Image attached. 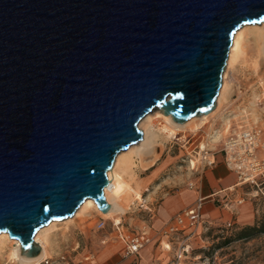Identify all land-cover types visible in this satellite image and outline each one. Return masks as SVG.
I'll return each mask as SVG.
<instances>
[{"label":"water","instance_id":"water-1","mask_svg":"<svg viewBox=\"0 0 264 264\" xmlns=\"http://www.w3.org/2000/svg\"><path fill=\"white\" fill-rule=\"evenodd\" d=\"M264 0H0V233H35L91 199L154 108L210 113L235 32Z\"/></svg>","mask_w":264,"mask_h":264},{"label":"rangeland","instance_id":"rangeland-1","mask_svg":"<svg viewBox=\"0 0 264 264\" xmlns=\"http://www.w3.org/2000/svg\"><path fill=\"white\" fill-rule=\"evenodd\" d=\"M262 27H264V22L241 27L243 53L231 67H228L226 63L222 75V84L225 80L227 91H229L227 97L228 95L229 97L206 120L207 124L198 130L188 127L178 131L176 136L170 134L169 138H158L156 150L151 158L145 162L147 166L141 160L139 161L138 157H133L135 167L132 170H135L137 179L150 174L156 168L159 169L158 174L149 183V187L144 186V189L147 187L149 189L147 192H141L142 199L147 198L149 192H154L152 194L154 199L160 200L173 196L181 190H191L190 185L196 183L201 175V169L206 167V161L211 160L212 154L214 156L220 155L219 151L223 141L229 135L239 131L238 126L248 125L264 128V104L260 103L262 98L260 88L264 90V84L260 82V80L264 81V55L259 51V48L264 47V44L260 43L256 36V28ZM224 74H226L225 79ZM153 110V113L150 114L152 117L150 123H155L153 131H156L164 125V122L157 118V115L161 113L159 108ZM243 110L247 113L254 111L256 117L253 118L248 115L247 118L246 116L243 118ZM144 119H141L137 124L138 130L142 132V138H144L147 127ZM147 130V132L150 131L149 133L152 132V129L148 128ZM225 130L227 134L223 135L222 133ZM214 134L216 136L220 134L215 142L212 141ZM142 142L139 141L135 146H132L137 148ZM191 161L194 163L193 166H191ZM148 162L150 164H147ZM150 165L151 169H149ZM145 168L149 170H144ZM242 187L245 196L239 198L244 200L239 208L245 206L248 200L254 215L253 223L248 226H264V185L258 183V187L248 185ZM152 201L154 203V200ZM139 203L141 202L135 200L128 205H124L125 214L117 216L119 219L121 218V224L130 227L128 229L133 233H137L139 230L134 225L147 220V213L138 206ZM111 217L103 218L93 212L86 215L80 213L71 221L65 222L66 219L56 221L55 228L49 231L50 234L48 232L54 250L51 257H47L50 258L49 264H64L65 262L80 264L85 261L84 258L90 254L89 252L94 249L96 244L100 241H107L109 238L113 239L114 231ZM100 219L105 221V229L102 231H98L96 227ZM227 223H230L231 226L225 228ZM227 223L213 226L210 231L208 230L209 232H203L199 237H196L192 241L189 254L182 258L179 264H264V234H256L247 239L233 240L235 234L246 226L236 225L233 221ZM175 243L177 242L175 241ZM157 244L160 249H165L168 242L166 239H162ZM172 249H175V251H173V258L168 264H174L177 245H172L171 251ZM122 255L121 250L119 255L114 256L111 263L119 262ZM61 258H64L63 261ZM0 264L11 263L4 256L0 258Z\"/></svg>","mask_w":264,"mask_h":264},{"label":"crops","instance_id":"crops-1","mask_svg":"<svg viewBox=\"0 0 264 264\" xmlns=\"http://www.w3.org/2000/svg\"><path fill=\"white\" fill-rule=\"evenodd\" d=\"M214 161L215 164L213 166H206L201 169V175L196 183L190 185L192 188L191 190H181L176 192L173 196L165 197L160 200H155L152 196L154 192H149L147 198L143 199L144 205L140 208L147 213V220L139 222L140 224L134 226L139 229L137 233H146L151 237V245L149 244L140 252L139 264H168L170 262L171 258H173V251H175V249L171 251V246L177 245V243L172 240L169 244L170 250L160 249L157 243H160L162 239H166L163 236V232L174 215L183 209L193 207L198 199H202L203 202V220L212 226H220L230 221L240 226H248L253 223L254 215L249 201L247 200L246 205L240 208V205L237 206L235 204V201L245 196L243 192L244 188L240 185L237 175L226 168L220 155H215ZM151 165L149 169H151ZM149 169L145 168L144 170ZM132 171L131 177L133 178L127 177V179L125 176V182L129 183L131 189L138 193L139 198L127 197L125 201L123 197L112 198L111 196V202L114 205L116 204L115 207L117 209L111 217L115 224L119 222L122 223L121 218L119 219L117 216L125 214L124 205H128L135 200H141V192H147L150 185L149 183L152 178L158 174L159 169L156 168L152 170L150 174L144 177H138L140 181L136 178L135 170ZM145 185L148 187L144 189ZM142 189L143 191H141ZM152 200H154V203ZM128 228L130 227L124 226V229L129 231ZM202 233L203 230H200L199 236ZM195 238L188 241L190 247ZM122 249V243L115 239L114 234L113 239L109 238L107 241H100L96 244L94 249L89 252L92 255L91 260L80 261V264H110L114 256L116 254L119 255Z\"/></svg>","mask_w":264,"mask_h":264},{"label":"bare ground","instance_id":"bare-ground-1","mask_svg":"<svg viewBox=\"0 0 264 264\" xmlns=\"http://www.w3.org/2000/svg\"><path fill=\"white\" fill-rule=\"evenodd\" d=\"M244 26H246V25H244ZM242 36H243V34H242V30L240 28L235 32L233 39H232V45L230 47L228 59L226 62L228 67H231L232 65H234L235 62L238 61L239 57L243 53L242 48L244 46L242 45V43H243ZM256 36H257V39L260 41V43L264 44V27L256 28ZM259 49H260L259 51L262 53V55H264V47H261ZM255 70H257V68H255ZM225 76H226V74H224V79H225ZM260 82L262 84H264V81L260 80ZM227 92H229V91H227V83L224 80L223 84L221 85V88L219 90V94H218V97L216 99L214 109L208 114H202L199 116H195L183 124L175 123L172 120L171 116L164 115L162 113V111L159 109L161 111V113L159 115H157V118L158 119L160 118L164 122V125L160 126L156 131H153L155 123L154 124L150 123V119H152L150 114H152L154 111V110H152L147 116L144 117L145 118L144 121L146 122L147 127L145 126L146 129H145V133H144V138H142L143 140H141L143 142L137 148L133 147V146H135V144H134L133 146L131 145L132 147H130V148L128 147L126 149V151L125 150H123L124 152L120 151L115 157L114 164H113L112 168L109 170L110 172L109 171H108L109 173L107 172L108 178H109V184L107 187L104 188L103 193H104V196H105L107 203L110 205V210L107 213H101L97 209L95 203L91 199H86L80 205V207L76 210L74 215L72 217L66 219L65 222L73 220L80 213H83L86 215V214H92L93 212H95L103 218H109V217L113 216V214L117 211V209L115 207L116 204L114 205L111 202V196H112V198L113 197L114 198L123 197L125 199V201H126L127 197L128 198H139L138 193H136L135 191H133L131 189L129 183H126L125 178H124L125 176H126V178L127 177L130 178L132 176V172H133L132 169H133V167H135L134 166L135 165V163H134L135 159L133 160V157H138L139 161L141 160L142 163L144 165H146L145 162L147 161V159L149 160V158H151V155L156 150L158 138H160V137H168L169 138L170 134H172V135L175 134V136H176L178 131H180L182 129L184 130L185 128H188V127L192 128L193 130H198V129L203 128L207 124L206 120L209 117H211L218 110V107L220 106V104L223 101H226V99L229 97V95L227 97ZM260 96L264 97V90H262L261 88H260ZM254 98H255V96H254ZM242 114H243L242 115L243 118L245 116L247 118L248 115H249V117H250V115L253 118L256 117V114L254 113V111L247 113V111L243 110ZM253 118H251V119H253ZM244 127H251V126H248V125L247 126H238L237 129L240 130ZM148 128L152 129L151 133H149L150 131L147 132ZM226 130L222 133L223 135L227 134ZM219 135L220 134H217V136L215 135L214 137H212V141L215 142ZM147 164H150V163L148 162ZM193 165H194V163L191 161V166H193ZM131 178H133V177H131ZM119 210H120V208H119ZM123 210H121V211H123ZM56 225H57V222L52 221L47 226L40 228L35 233L34 238H33L34 242L37 245H39L40 249H41L40 254L36 257H25V256L21 255V248H20V243L18 242V240L11 239L7 233H0V258L5 256L6 260L11 264H39L44 259H50L47 257H51L54 250L52 249L53 244L51 241V236L49 235L50 234L49 231L52 230L53 228H55ZM48 232H49V234H48ZM165 248H168V246L165 245Z\"/></svg>","mask_w":264,"mask_h":264},{"label":"built area","instance_id":"built-area-1","mask_svg":"<svg viewBox=\"0 0 264 264\" xmlns=\"http://www.w3.org/2000/svg\"><path fill=\"white\" fill-rule=\"evenodd\" d=\"M260 103L264 104V97ZM220 156L226 168L237 175L241 186L248 185L258 187L264 185V128L251 127L243 128L229 135L222 143L219 151ZM215 164L214 154L211 160L206 161V166ZM139 207H143L144 200L141 197ZM243 199L235 201L237 206L242 205ZM202 199H198L191 208L183 209L178 212L163 232V236L168 242L170 250V242H177V249L174 256V264H179L181 259L189 254L190 239L199 236L200 230L207 232L211 224L205 222L202 218ZM112 228L115 239L123 245V255L121 260L115 264H139L140 252L151 243V237L146 233H133L125 230L121 222L115 224L112 221ZM227 223L225 228L230 227ZM98 231L105 229V221L100 219L96 225ZM92 255H87L85 261H90ZM64 258H61L63 261ZM49 264V259L42 260L39 264ZM64 264H68L65 262Z\"/></svg>","mask_w":264,"mask_h":264},{"label":"trees","instance_id":"trees-1","mask_svg":"<svg viewBox=\"0 0 264 264\" xmlns=\"http://www.w3.org/2000/svg\"><path fill=\"white\" fill-rule=\"evenodd\" d=\"M210 230L211 229H209V231ZM256 234H264V226H258V225L246 226L235 234L233 240L247 239Z\"/></svg>","mask_w":264,"mask_h":264}]
</instances>
